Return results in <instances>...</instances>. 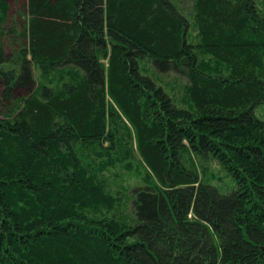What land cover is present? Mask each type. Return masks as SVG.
I'll list each match as a JSON object with an SVG mask.
<instances>
[{"label":"trees","instance_id":"16d2710c","mask_svg":"<svg viewBox=\"0 0 264 264\" xmlns=\"http://www.w3.org/2000/svg\"><path fill=\"white\" fill-rule=\"evenodd\" d=\"M257 1L0 0V264H264Z\"/></svg>","mask_w":264,"mask_h":264},{"label":"rangeland","instance_id":"374dc122","mask_svg":"<svg viewBox=\"0 0 264 264\" xmlns=\"http://www.w3.org/2000/svg\"><path fill=\"white\" fill-rule=\"evenodd\" d=\"M10 3L11 10L9 14V20L6 24V29L9 30L13 28V31H6V46L11 49V47L17 46L18 42L21 40L20 32L22 31V24L24 23L25 9L24 4L27 0H7ZM257 6L259 10L264 14V0H258ZM23 16V17H22ZM173 79V77H169ZM3 87L0 79V111L2 114L9 113L8 111L14 109V104H12L11 99H4L2 96ZM26 91L19 90L15 96H21L25 94ZM257 114L264 118V106H260L257 109ZM229 188L232 189L235 186V181L230 177V181H225Z\"/></svg>","mask_w":264,"mask_h":264}]
</instances>
